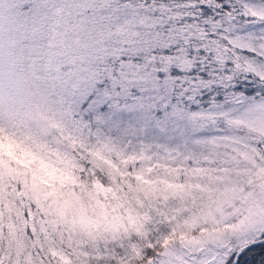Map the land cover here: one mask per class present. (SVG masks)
<instances>
[{
  "label": "snow or ice",
  "instance_id": "6c2138e0",
  "mask_svg": "<svg viewBox=\"0 0 264 264\" xmlns=\"http://www.w3.org/2000/svg\"><path fill=\"white\" fill-rule=\"evenodd\" d=\"M0 264H264V0H0Z\"/></svg>",
  "mask_w": 264,
  "mask_h": 264
}]
</instances>
